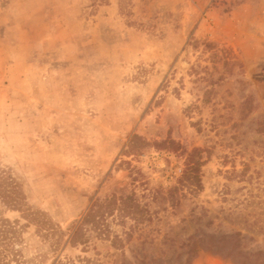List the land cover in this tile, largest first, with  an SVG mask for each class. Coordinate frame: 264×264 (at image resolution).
I'll use <instances>...</instances> for the list:
<instances>
[{"label":"rangeland","instance_id":"374dc122","mask_svg":"<svg viewBox=\"0 0 264 264\" xmlns=\"http://www.w3.org/2000/svg\"><path fill=\"white\" fill-rule=\"evenodd\" d=\"M0 230L23 264H264V0H0Z\"/></svg>","mask_w":264,"mask_h":264},{"label":"trees","instance_id":"16d2710c","mask_svg":"<svg viewBox=\"0 0 264 264\" xmlns=\"http://www.w3.org/2000/svg\"><path fill=\"white\" fill-rule=\"evenodd\" d=\"M164 142L167 143V145L170 147L171 144H173V140H165ZM200 153V150L194 149L190 153H188V162L186 169L183 171L181 180L182 184L185 185L188 184H194L198 183L200 185V164H202V161L199 159L198 154ZM190 191H196L197 186L190 187ZM134 202L132 195H120L117 196L115 194H112L105 203L100 204V206H103V204L111 205L116 204V202H120L122 204H127L128 202ZM93 206V205H92ZM133 207L137 208L139 207L137 203H133ZM95 211H93L91 208L85 213L82 222H87L90 220L91 217H93V214ZM81 222V223H82ZM80 223V224H81ZM79 224V225H80ZM79 225L75 228V230L72 232L70 236V243H75L77 239H80L83 243H85L88 239L85 235V232H79ZM99 234L101 232H98ZM240 234H233L228 236L227 238H235L236 241H239L240 239L237 238V236ZM16 232H4V230H0V264H23V261L21 260V250L16 247ZM214 238V237H213ZM217 243L220 241V238L216 239ZM222 246H216V248H213V251L223 253L226 257H231L234 261H236L238 264H247V258L246 254L243 258L240 259L239 254L241 251H235L233 248H229L226 252H221ZM259 253V252H258ZM187 262V259L185 260V264ZM61 264H69V263H61Z\"/></svg>","mask_w":264,"mask_h":264}]
</instances>
